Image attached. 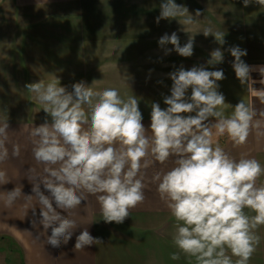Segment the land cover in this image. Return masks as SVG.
Returning <instances> with one entry per match:
<instances>
[{
    "label": "crops",
    "instance_id": "0c3cea01",
    "mask_svg": "<svg viewBox=\"0 0 264 264\" xmlns=\"http://www.w3.org/2000/svg\"><path fill=\"white\" fill-rule=\"evenodd\" d=\"M161 0H0V125L8 121L5 147L8 158L0 162V171L6 173V184H0V253H16L24 264H197L195 257L187 256L173 244L175 220L159 198L156 184L151 178L156 172L174 167V158L165 164L153 163L145 170V200L130 210L122 224L105 223L96 196L83 194L76 209H57L62 215L76 221L73 237L67 244L53 248L47 243L51 229L40 224V204L33 192V184L47 174L46 165L35 160L34 139L30 133L51 118L43 105L35 99L25 85L45 83L57 77L61 86L72 91L74 83L83 81L94 90L116 89L123 98L139 99L146 130L150 129L151 105L171 95L173 81L169 74L181 66L185 70L203 66L208 70H223L225 79L217 81L218 91L225 97L223 112L230 116L234 106L243 100L256 111L254 124L245 144L236 146L225 136L218 139L219 146L236 158L241 154L257 159L264 165V104L241 85L235 76L234 57L228 49L239 46L247 50L241 59L250 66H264V7L243 6L242 0H175L195 16L201 15L183 31L177 20L162 19ZM13 9L19 16H13ZM211 27L213 32L225 33V43L218 44L213 35L197 33ZM176 32L183 46L190 35L194 36L191 57H182L174 50L165 55L158 40L165 33ZM197 33V34H196ZM171 49V44L166 45ZM221 48L222 63L210 66V53ZM141 58L146 61L141 62ZM257 81L255 89L264 88L258 81V71L250 73ZM191 88L186 96L190 97ZM192 113L191 115H194ZM189 115V114H184ZM210 118L206 123H214ZM215 131V130H213ZM150 134V133H149ZM19 145V156H13V146ZM264 182V176L257 185ZM21 188L22 195L11 207H6V193ZM40 189L48 192L43 184ZM31 196V198H29ZM248 215H254L245 209ZM35 222V225H34ZM88 230L101 243L74 251L75 239L80 231ZM256 234L260 243L248 264H264L259 256L264 250V226ZM173 253L179 259L173 260ZM263 253V252H262ZM231 255V253H228ZM233 261L237 258L232 257Z\"/></svg>",
    "mask_w": 264,
    "mask_h": 264
},
{
    "label": "clouds",
    "instance_id": "9594fccd",
    "mask_svg": "<svg viewBox=\"0 0 264 264\" xmlns=\"http://www.w3.org/2000/svg\"><path fill=\"white\" fill-rule=\"evenodd\" d=\"M242 2L244 7H264V0ZM200 15L196 10L193 16L175 0H161L156 23L175 19L184 26L183 31L191 33L189 26ZM201 32L224 45L225 33L213 32L211 27L197 33ZM194 36L181 46L176 32L165 33L158 44L165 55L174 50L182 57H191ZM168 44L173 48H167ZM228 51L234 57L232 67L240 84H246L264 104V88H253L257 81L250 75L258 71V82L264 85V66L246 64L241 58L247 50L239 46ZM223 60V51L216 48L207 64L214 66ZM169 76L173 83L171 95L164 97L167 107L151 105L147 130L134 95L125 99L116 89L94 90L83 81L68 91L57 77L25 85L51 118V122L46 119L33 127L30 135L35 160L46 165L47 175L33 184L32 190L41 205L39 222L45 231L51 229L47 243L53 248L67 244L76 228V221L57 209L78 208L83 194L88 193L96 196L105 223L122 224L130 210L145 200V170L155 162L163 165L174 158V167L151 178L175 220L173 244L195 257L197 264H248L261 239L256 230L264 226V182L257 185L264 176V165L244 154L234 157L219 146L217 138L227 135L234 145L245 144L253 127L259 126L253 123L257 113L241 100L230 116L224 115L225 97L217 83L225 79L223 70L203 66L185 70L181 66ZM189 88L190 97L186 96ZM210 118L215 122L206 123ZM8 128V121L0 125V162L8 158ZM19 154V145H14L12 155ZM8 182L6 173L0 171V184ZM41 184L48 195L41 191ZM21 195V188L7 192L5 206L11 207ZM245 209L255 214L248 215ZM101 242L83 230L76 236L74 251ZM171 259H179V254L173 253Z\"/></svg>",
    "mask_w": 264,
    "mask_h": 264
},
{
    "label": "rangeland",
    "instance_id": "374dc122",
    "mask_svg": "<svg viewBox=\"0 0 264 264\" xmlns=\"http://www.w3.org/2000/svg\"><path fill=\"white\" fill-rule=\"evenodd\" d=\"M13 16H19V15H23V14H20V12L17 10H14L13 9ZM147 59L146 58H141V62L143 61H146ZM261 251V254L259 256L263 257L264 258V250H260ZM263 252V253H262ZM5 253H0V264H5ZM22 258H20V256L16 253H13L9 255V262L10 263H7V264H24L21 260ZM251 264H257L256 261H254L253 263Z\"/></svg>",
    "mask_w": 264,
    "mask_h": 264
}]
</instances>
